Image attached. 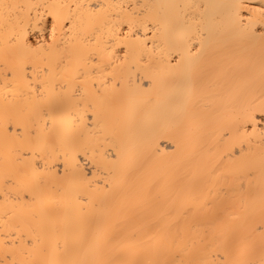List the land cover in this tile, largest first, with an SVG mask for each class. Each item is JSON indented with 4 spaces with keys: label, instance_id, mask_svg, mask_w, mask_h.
I'll use <instances>...</instances> for the list:
<instances>
[{
    "label": "bare ground",
    "instance_id": "6f19581e",
    "mask_svg": "<svg viewBox=\"0 0 264 264\" xmlns=\"http://www.w3.org/2000/svg\"><path fill=\"white\" fill-rule=\"evenodd\" d=\"M0 264H264V0H0Z\"/></svg>",
    "mask_w": 264,
    "mask_h": 264
}]
</instances>
